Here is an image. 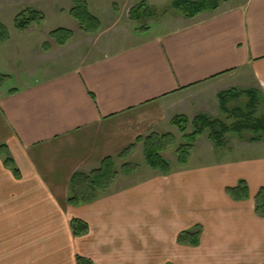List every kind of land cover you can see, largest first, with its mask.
I'll return each mask as SVG.
<instances>
[{
    "label": "crops",
    "instance_id": "0c3cea01",
    "mask_svg": "<svg viewBox=\"0 0 264 264\" xmlns=\"http://www.w3.org/2000/svg\"><path fill=\"white\" fill-rule=\"evenodd\" d=\"M153 24L138 44L103 47L0 96V145L19 169L16 176L0 157V264H79L78 256L94 264H264V217L252 200L264 185V156L237 154L229 175H216L217 185L248 181L251 197L213 193V208L205 192L191 202L188 176L173 166L160 175L144 162L94 200L69 202L74 174L137 146L159 122V107L178 109L206 84L264 93V0H227ZM74 219L86 232L74 233ZM191 223L203 226L199 246L178 241Z\"/></svg>",
    "mask_w": 264,
    "mask_h": 264
},
{
    "label": "rangeland",
    "instance_id": "374dc122",
    "mask_svg": "<svg viewBox=\"0 0 264 264\" xmlns=\"http://www.w3.org/2000/svg\"><path fill=\"white\" fill-rule=\"evenodd\" d=\"M88 1L91 11L102 22L101 28L96 34L83 31L78 21L70 14L74 6V0H0V24L5 26L9 33L8 39L0 42V96L13 90L14 87L24 86L26 83L53 76L84 60H92L98 55H103L105 53L103 47L107 49L138 44L147 39L144 31L153 26V23L171 20L174 16L180 14L173 7L174 0ZM142 1L155 9L154 15L138 20L131 18L130 8ZM223 1L227 0H220V4ZM234 1L240 2L242 0ZM26 9L42 11L45 19L20 30L16 27L15 19L17 15ZM61 27L74 32L73 38L63 46L59 45L50 35L52 31ZM162 31L164 30L158 33ZM91 54L93 55L91 56ZM223 91L218 92V87L206 84L201 86L200 90L194 89L190 93H186L185 103L178 109L174 104H168L166 107L162 106L163 108L159 107L161 108L157 109L159 122L149 126L147 132L144 131V135L138 138L137 146H130L120 155L111 157L113 159L111 169L117 171L116 176L135 171V167L138 165L140 167L143 162V167L145 165V169L147 168L153 172L144 161L145 139L155 134L164 135L165 148L162 154L174 167L175 176L184 174V176L189 177L188 185L191 184L189 187L191 202L194 198H197V192L199 191L206 193V202L208 207L212 208L213 205H210L212 202L214 203V200L212 201L210 196L213 193L229 195L230 197H228L235 201L249 199L251 190L248 181L245 180L244 183L239 181L234 186H225L224 183L223 185L215 184L214 179L222 171L224 175H229V162L235 159L237 154L264 156V139L258 141L263 142L260 144L261 146L248 149L243 147L251 142L247 140L248 137L253 136L251 133H246L245 138H240L234 132L229 133L226 147H218L213 143L209 137V129L193 142H189L188 138L185 137L186 134L194 132L193 121L200 115L220 118L229 124L235 121L221 107L219 95ZM228 105L233 106L235 102L230 101ZM263 110L264 105L262 106ZM232 148H234V152ZM183 154L187 157L186 163L180 162V157ZM157 172L164 175L160 171ZM204 177H206L205 184L202 182ZM114 181L115 179L112 184ZM236 186L239 189L234 198L228 193L227 189ZM241 193L249 195V197L241 198ZM255 195L252 200L256 209ZM191 224L192 228L184 231H200L198 243L196 245L184 244L199 246L203 226L200 223Z\"/></svg>",
    "mask_w": 264,
    "mask_h": 264
},
{
    "label": "trees",
    "instance_id": "16d2710c",
    "mask_svg": "<svg viewBox=\"0 0 264 264\" xmlns=\"http://www.w3.org/2000/svg\"><path fill=\"white\" fill-rule=\"evenodd\" d=\"M219 6L220 0H174L173 2V7L188 18H193L205 11H214ZM154 13L155 9L148 6L144 1L129 10L130 17L136 20L150 17ZM70 14L78 21L80 28L86 33L96 34L101 28L102 22L91 11L88 0H74V6ZM44 19L45 15L42 11L26 9L17 15L15 22L18 29L24 30L35 23L42 22ZM50 35L59 45L63 46L73 38L74 32L61 27L52 31ZM8 36L7 28L0 24V42L8 39ZM219 97L223 111L229 117L234 118L235 121L229 124L220 118L200 115L193 121L194 132L185 135L189 142L196 140L207 129H209L210 139L218 147L227 146V135L232 132L237 133L240 138H245L246 133L253 134V136L247 138L251 142H258L264 139V110L262 111L264 93L260 88L254 87L246 90L232 88L221 92ZM230 101H234L235 105L229 106ZM164 138V135L159 136L157 134L148 136L145 139L144 156L148 166L167 175L171 173L172 164L162 154L165 148ZM2 156L4 157L5 166L10 168L16 176H19V169L6 144L0 145V157ZM112 161L111 157H107L102 161L99 168L92 170L90 173L78 172L74 174L72 177V195L69 198V202L77 205L82 202L92 201L99 193L108 191L117 175V171L111 169ZM180 162H187V157L184 154L180 157ZM244 181L242 179L240 183H244ZM238 189L237 186L229 187L227 191L234 197ZM247 197L249 195L241 193V198ZM255 199L256 213L264 217V186L259 188ZM87 229L88 226L84 222L77 219L73 220V230L76 235L83 234ZM199 232L183 231L179 234L178 241L196 245L199 239ZM78 263L94 264L92 260L83 256H78Z\"/></svg>",
    "mask_w": 264,
    "mask_h": 264
}]
</instances>
